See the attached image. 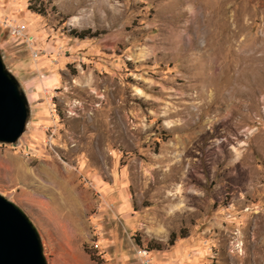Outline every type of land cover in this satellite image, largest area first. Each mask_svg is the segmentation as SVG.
<instances>
[{
    "label": "rangeland",
    "instance_id": "374dc122",
    "mask_svg": "<svg viewBox=\"0 0 264 264\" xmlns=\"http://www.w3.org/2000/svg\"><path fill=\"white\" fill-rule=\"evenodd\" d=\"M0 54L47 264H264V0H0Z\"/></svg>",
    "mask_w": 264,
    "mask_h": 264
},
{
    "label": "water",
    "instance_id": "95a60500",
    "mask_svg": "<svg viewBox=\"0 0 264 264\" xmlns=\"http://www.w3.org/2000/svg\"><path fill=\"white\" fill-rule=\"evenodd\" d=\"M28 117L26 94L0 54V143H16ZM0 264H47L36 227L20 207L1 194Z\"/></svg>",
    "mask_w": 264,
    "mask_h": 264
},
{
    "label": "built area",
    "instance_id": "2783aa9c",
    "mask_svg": "<svg viewBox=\"0 0 264 264\" xmlns=\"http://www.w3.org/2000/svg\"><path fill=\"white\" fill-rule=\"evenodd\" d=\"M11 30V34L14 35V36H18V37H21L23 36V27H21L20 25H15V26H12L10 28Z\"/></svg>",
    "mask_w": 264,
    "mask_h": 264
},
{
    "label": "trees",
    "instance_id": "16d2710c",
    "mask_svg": "<svg viewBox=\"0 0 264 264\" xmlns=\"http://www.w3.org/2000/svg\"><path fill=\"white\" fill-rule=\"evenodd\" d=\"M29 8L30 9H33V10H35V11H37V12H41V9H36L33 5H29ZM77 36H79V37H81V36H83L84 34H86L88 31H81L80 33H76L75 31H73ZM170 240H172V239H170ZM171 242V241H170Z\"/></svg>",
    "mask_w": 264,
    "mask_h": 264
}]
</instances>
